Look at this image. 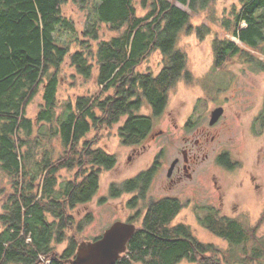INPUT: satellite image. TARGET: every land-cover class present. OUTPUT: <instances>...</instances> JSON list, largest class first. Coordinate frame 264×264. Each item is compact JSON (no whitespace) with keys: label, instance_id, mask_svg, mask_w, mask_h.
<instances>
[{"label":"trees","instance_id":"16d2710c","mask_svg":"<svg viewBox=\"0 0 264 264\" xmlns=\"http://www.w3.org/2000/svg\"><path fill=\"white\" fill-rule=\"evenodd\" d=\"M215 1L0 0V173L9 186L0 190V264H72L78 241L68 234L75 227L71 211L93 199L100 173L117 163L115 154L95 146L96 137L87 135L121 123L120 144L133 147L152 134L170 90L192 79L186 54L178 47L181 35L203 39L211 33L204 24L192 25L181 5L200 14ZM238 1V8L234 4L220 18L225 36L213 38L216 68L234 56L253 58L231 37L253 50L264 43V0ZM68 3L85 13L81 29L65 14ZM103 28L114 34L102 38ZM154 51L160 54V68L139 71ZM66 61L79 77L94 79L97 90L60 101ZM38 94L41 102L31 118L27 108ZM143 107L148 114L141 112ZM62 170L73 177L62 179ZM151 172L111 183L110 195L137 191L134 204L145 197ZM184 206L179 198L145 201L141 226L114 264H178L184 259L191 264L262 263L264 240L257 231L264 211L251 226L212 207L197 216L208 232L227 241L230 248L224 252L199 240L187 224L174 223ZM91 219L85 215L78 229ZM63 242L67 245L59 252L56 245Z\"/></svg>","mask_w":264,"mask_h":264},{"label":"rangeland","instance_id":"374dc122","mask_svg":"<svg viewBox=\"0 0 264 264\" xmlns=\"http://www.w3.org/2000/svg\"><path fill=\"white\" fill-rule=\"evenodd\" d=\"M234 4L237 8L239 7L238 0H216L211 9L200 14L193 13L187 6L181 5V8L190 15L192 25L204 24L210 28L211 33L203 39H199L195 33L183 34L180 37L178 47L186 54L192 79L190 83L180 80L170 90L168 106L155 119L154 125V131L162 130L163 134L156 136L155 139L149 136L134 151L131 147L120 144L117 128L121 123L100 129L98 132L92 130L87 135L89 139L96 137L95 146L115 154L117 164L110 170H102L100 186L93 199L87 204L78 205L71 211L75 227L68 234L74 235L78 244L82 241H92L113 222L126 220L129 216H132L131 221L135 227L141 226L145 213V200L133 206L128 203L133 194L125 193L119 198H110L108 192L110 184L122 183L123 180L147 169L160 149H163L164 169L167 168L169 161L178 155L181 147L186 144L184 139L193 137L197 128L208 124L210 111L217 103L214 96H219L221 93V96L226 98L225 116L213 128L218 129L220 136L215 141L208 142L206 151L209 156L204 160L200 157L201 160L196 167V178L187 185L166 191L163 187L165 169L161 174L162 177L157 174L150 182L148 197L180 198L185 202V206L175 218L174 223L187 224L199 240L213 243L224 252L230 248L227 241L208 232L197 220L198 215L206 212L202 207L205 205L217 207L220 214L237 217L247 226L255 224L263 213L264 120L260 115L264 100V43L253 50L244 46L237 38L231 37L253 58L234 56L224 66L216 68L213 65V38L225 36L220 25V18L227 15ZM64 11L67 16L73 18L78 29L83 27L85 20L83 11L77 9L72 3L65 5ZM240 26L244 27L245 23L241 22ZM113 34L114 32L106 28L101 31L102 38H108ZM77 48L78 46L74 43L73 49ZM160 59L158 51L152 52L138 67L139 71H147V68H150L156 72L160 68ZM62 68L63 78L58 90L60 101L67 98L74 99L78 95L91 94L97 90L95 80H84L79 77L69 61H66ZM40 102L41 95L38 94L27 108L29 117H35ZM141 112L148 114L149 110L143 107ZM187 119H191L194 124L190 131H187L186 127V129L183 128ZM222 147L228 148L233 159L238 162L232 170L225 171L215 164L216 153ZM199 154L203 156L204 150ZM72 177V172L61 171L62 179ZM3 188L8 189L9 186L5 184V178L0 173V190ZM103 196L107 197L106 201L100 202ZM138 211L141 215L135 214ZM88 213L92 215V219L86 223L83 222L82 229L79 230L77 224ZM257 236L264 240V224L257 231ZM66 245L67 242H63L56 245V248L61 252ZM239 250L240 247H234V251ZM261 262L259 264H264V256ZM178 264L191 263L184 259Z\"/></svg>","mask_w":264,"mask_h":264},{"label":"flooded vegetation","instance_id":"af4514ba","mask_svg":"<svg viewBox=\"0 0 264 264\" xmlns=\"http://www.w3.org/2000/svg\"><path fill=\"white\" fill-rule=\"evenodd\" d=\"M221 94L219 96H214V99H217L216 100L217 103L213 107V109H215L216 107H222L223 108L221 116L212 124L210 123V116H209V120H208L207 125H204L201 128H197L193 137L192 136L186 137L184 139L186 141V144L183 145V147H181V149L178 152V155H176L175 157H173L169 161L167 168H165L166 170L164 169L165 165H164V161H163V158H164L163 157V149H160L159 151H157L156 155L154 156V158L151 161L150 166L147 169H145V170L151 169V171H152L150 182H152V180L155 178V176L157 174L160 177H162L161 174L165 170V185H163V187L166 191H171V190L175 189L176 187L182 186L184 184L187 185L188 183H191L196 178V167L201 160L200 157H202V159L204 160V159L208 158V156H209V153L206 151L208 149L207 148L208 142L215 141L220 136V132L218 131V129H213V128H215V126H217V124L220 123L225 116V110H226L225 99L226 98L222 97ZM263 110L264 109L262 106V111ZM211 111H210V115H211ZM193 125L194 124L192 123V120L187 119L185 124L183 125V128L186 127L187 129L186 128L185 129L187 131H190L193 128ZM163 133H164V131H162V130L153 131L152 134L150 135V137L155 139L156 136L161 135ZM140 145L131 147L132 151H134L136 149V147H138ZM202 150H204L203 156L199 154V152ZM226 158H227V162H224ZM236 163H238V162L233 159L231 151L228 148L222 147L216 153L215 164L217 166L223 168V170L229 171V170L234 169V166H236ZM141 171H143V170H141ZM135 176H132L130 178H133ZM130 178H127V179H130ZM127 179L123 180V182L126 181ZM212 179H213V176H212ZM149 186H150V183H149ZM149 186L145 192V197L144 198H137V200L135 201L134 204L131 203L133 206L137 205L139 201H144V200L147 201L150 199V197H148V194H147ZM108 192H109L110 198H119L120 196H122V194H125V193L133 194V195H131V199L128 201V203H130L135 196L136 197L139 196V193L137 191H133V192H124V193H122L116 197H112L110 195V186L108 188ZM105 198H107V197H105ZM171 198H178V197H171ZM145 201H144V203H145ZM208 207H212V206H209V205L206 206L205 205L204 207H202V209L206 210ZM212 208L217 210L220 214V211L217 207L216 208L212 207ZM140 213L138 211L135 214L141 215ZM220 215L225 216V217L237 218V217L228 216L226 214H224V215L220 214ZM133 216H134V214H133ZM131 218H132V216H129L128 219L123 220V222H128V223L133 224V222L131 221ZM237 219H239V218H237ZM116 221H118V220H116ZM119 221H121V220H119ZM138 228L139 227H136V230ZM101 235H99L98 237L96 236V237L99 238ZM93 240H95V239H93ZM217 264H250V261L249 262H236V263H229V262L221 261L220 263H217ZM252 264H254V263H252Z\"/></svg>","mask_w":264,"mask_h":264},{"label":"water","instance_id":"95a60500","mask_svg":"<svg viewBox=\"0 0 264 264\" xmlns=\"http://www.w3.org/2000/svg\"><path fill=\"white\" fill-rule=\"evenodd\" d=\"M223 108L211 111L210 123H214L222 114ZM171 169V168H170ZM136 227L132 223L115 221L93 241L78 244L72 264H114L126 251L127 242L133 236Z\"/></svg>","mask_w":264,"mask_h":264}]
</instances>
